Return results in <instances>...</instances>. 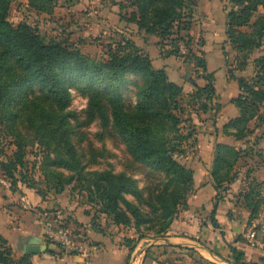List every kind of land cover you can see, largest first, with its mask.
<instances>
[{"label": "trees", "instance_id": "obj_1", "mask_svg": "<svg viewBox=\"0 0 264 264\" xmlns=\"http://www.w3.org/2000/svg\"><path fill=\"white\" fill-rule=\"evenodd\" d=\"M13 1L15 0H0V105L7 100L10 87L13 86L11 81L4 78L2 72L5 67L15 65L24 73L20 79L24 85L30 82L40 86L52 103L59 107L55 112H51L46 106L39 114L42 107L39 104L35 109L37 115L26 113L30 122L33 120L35 123L40 117V121L33 126L34 136L46 153L44 180L49 185L47 190L62 194L65 187L70 184H73L74 188L80 187L81 190H85L87 202L84 203L95 210L93 222L100 214L106 215L115 225L133 226L136 229H140L141 225L148 221L146 213L127 198L128 194L140 196L141 191L136 180L125 173L87 172L82 154L75 149L67 136V119L62 111L68 104L66 75L78 74V79H86L91 82V86H97L90 98L89 106L105 120L107 111L102 104V96L107 93L117 129L133 158L152 169L164 170L170 174L172 182L185 199L187 192L192 190L195 172L174 157L176 152L186 155L187 150L183 143L193 137L192 133H181L179 129L182 109L179 108L178 98L184 92L183 86L170 80L167 68H156L151 56L129 37L122 36L118 43L109 46L108 59L97 62L84 55L75 44L57 38L48 39L37 27L27 22L14 25L8 20L10 4ZM165 1L167 3H164V6L157 7L155 0H136L134 2L138 7V13L133 11L129 15L123 13L126 5L121 4V20L129 21L138 29H144L150 34L167 37L175 23L182 21L176 7L182 2L189 6L194 3L188 4L189 0ZM229 1L233 7L226 15V34L233 48L240 53L237 66L242 71L249 65L255 50L261 49L264 52V0ZM55 3L56 0H28L29 8L37 12L52 13ZM6 59L10 60L9 65ZM191 59L195 61L197 68L205 73V76H202L205 84L201 86L194 83L196 90L189 92L188 96H191V99H198L200 109L206 112L217 97L215 74L208 70L204 57L191 53ZM254 67L255 75L251 79L237 78L241 94L233 102L240 108L241 114L224 126L227 134H233L238 139L252 132L249 122L259 115L260 107L264 103V55L254 60ZM128 73H136L144 78L135 107L136 115L147 121L144 126L132 124L126 119L121 97L114 85L110 86L108 91L100 89L104 83L119 82ZM12 80L16 85L20 82L16 75L12 76ZM155 126L167 127L173 135L154 137ZM232 129H235V132H232ZM12 142L16 148L11 158L6 162L0 161L2 170L9 172L11 176H14L15 171L19 172L21 182L30 188H36L38 194L45 197L43 190L36 184L26 181L24 177L28 170L25 159L28 141L16 135ZM241 156L242 151L229 144H216L210 171L217 190L210 214L215 228L220 227L216 219L219 202L224 197L223 193L227 191L228 185L235 179V165ZM263 187L264 182H252L239 194L244 206L250 210L249 219L260 211L262 203L260 193ZM87 213L91 214L89 210ZM60 224L67 228L65 223ZM221 235L224 237L223 231ZM226 245L232 252L234 263L264 264V256H260L258 260L247 259L244 249L230 243ZM254 249L260 253L264 252V248L261 247ZM0 264H30L27 255L19 259L12 257V248L1 233Z\"/></svg>", "mask_w": 264, "mask_h": 264}, {"label": "rangeland", "instance_id": "obj_2", "mask_svg": "<svg viewBox=\"0 0 264 264\" xmlns=\"http://www.w3.org/2000/svg\"><path fill=\"white\" fill-rule=\"evenodd\" d=\"M134 1L136 0H56L53 12L49 13L37 12L29 8L28 0H15L10 4L8 20L14 25L27 22L37 27L40 33L48 39L57 38L73 43L89 59L97 62L108 59L109 46L118 43L122 36L133 39L137 44L142 43L145 48L153 49L154 53H159L152 58L156 68H161L158 55L164 59L170 57L169 61L173 64L165 67L170 80L184 88V92L178 98L179 108L182 109L181 113L177 110L182 116L179 129L181 133H192L193 135L183 145L187 153L195 151L197 145L195 135L205 131L210 133L213 130V116L216 114L210 112L199 115L198 99H191V96H188L189 92L196 90L194 83L199 85L205 83L202 79L205 73L197 68L195 61L191 59V53L205 57V53H213L217 49V47L214 50L211 49V41L217 35L223 34L224 17L233 5L229 0H189L188 4L194 3L191 6L182 2L176 7L178 13L181 14L182 21L175 23L167 37H161L150 34L144 29H138L135 24L129 21L121 20V4L126 5L123 13L128 15L133 11L138 13V7ZM164 3L167 2L155 0L157 7L164 6ZM190 9H192L191 12ZM223 44L225 42H216V45ZM223 49L225 53H235L232 47L225 45ZM6 62L9 65L10 60L6 59ZM2 73L5 79L12 82L13 86L10 87L7 100L0 105V161L6 162L13 156L16 147L12 141L16 135L25 138L29 144L25 156L28 170L24 177L26 181L36 184L39 189L43 190L45 197L52 199L57 194L53 190H47L49 185L44 180V156L46 153L34 136L33 124L38 123L40 117L35 123L33 120L30 122L26 113L37 115L35 109L39 104L42 106L39 109V114L44 111L46 106L51 109V112H55L59 107L52 103L40 86L30 82L24 85L20 80L24 73L18 66L5 67ZM13 75H16L20 80L17 82L18 85L14 84ZM77 75H66L68 104L62 111L67 119L66 128L69 140L82 154L87 172L125 173L136 180L141 194L140 196L128 194L127 198L138 205L148 216V221L142 224L140 229H136L133 226L115 225L106 215H97V220L94 223L103 235L108 236L112 247L114 246L117 251L116 253L124 249V254L122 252L120 256H116L115 263L212 264L208 261V252L204 251V255H206L204 256L199 251L204 250L203 247L208 248L206 245L208 241L204 239V235H201L200 232L188 233V230L182 229L183 224H180L182 214L184 215L182 219L189 223L192 221V218L185 217V212L192 205L190 199L196 191L195 183L184 199L182 193L172 182L170 174L164 170L152 169L135 160L119 134L107 93L102 96V104L107 111V120H105L89 106L90 98L97 86H91V82L86 79H78ZM143 82L144 78L141 75L128 73L119 82L104 83L100 88L108 91L110 86L114 85L121 97L126 119L130 123L140 126L147 124V121L135 113L137 94ZM55 135L58 136L57 133ZM172 135L167 127H154L153 136L156 138L159 136L171 137ZM187 153L186 155L177 152L174 154V157L186 167H188L185 163ZM3 170L0 166V174L8 181V184L0 187V202H8L3 204L7 213L12 210L11 207H18V212L22 214L30 212L24 219L26 222L30 219L31 213L36 212L32 210L35 207L34 204L28 202L30 201L28 193L30 192L33 196L34 193H38L37 189L30 188L21 182L19 172L15 171L14 176H11L5 170V174H3ZM62 194L67 195L71 200L75 198L79 204L87 202L86 191L81 190L80 187L74 188L73 184L67 185ZM37 208L35 207V209ZM202 210H205V207L193 211V214L197 216L200 212V216H202ZM89 211L95 213L92 208ZM201 223H204L203 219ZM72 234L84 248L82 241L73 232ZM173 236L191 238L195 240L194 246L200 247V249L175 245L171 243L174 241L171 238ZM52 245L59 253H65L59 245L55 243ZM105 245L107 244L104 243Z\"/></svg>", "mask_w": 264, "mask_h": 264}, {"label": "crops", "instance_id": "obj_3", "mask_svg": "<svg viewBox=\"0 0 264 264\" xmlns=\"http://www.w3.org/2000/svg\"><path fill=\"white\" fill-rule=\"evenodd\" d=\"M226 22L227 16L224 17L223 34L217 35L211 41V49L214 50L215 47L217 49L213 53H205L204 57L208 70L215 74L217 97L208 111L200 109L199 115L210 112L216 115L213 116V130L210 133L205 131L198 135L194 134L197 137L195 151H188L185 158L187 166L195 172L196 191L190 199L192 202L190 209L185 212L186 218H192L191 223L182 219L183 214L180 218V224H183L182 229L188 230V233L200 232L201 235L203 234L204 239L208 241L206 244L208 248L203 247L204 250H199L200 247L194 246L195 240L191 238L171 237L174 239L171 243L175 245L194 247L203 255L204 251L208 252L207 258L212 264H236L233 262L232 252L226 243L244 249L247 259L258 260L260 256H264V252L260 253L254 249L257 246L250 245L240 236L248 224L250 210L244 206L239 196L250 183L264 182V103L260 107L259 115L249 122L252 132L247 136L238 139L233 134H227L224 131V126L241 114L240 108L233 102L241 94L237 78L251 79L255 75L254 60L258 56L264 55V52L261 49L255 50L246 69L239 70L237 64L240 53L233 48L227 37ZM216 42H225V44L216 45ZM138 45L150 54L151 58L159 54L154 53L151 48H145L142 43H138ZM225 45L232 47L235 53H225L223 49ZM158 58L161 61V68L173 64L169 61L170 57L164 59L158 55ZM191 82L194 81L191 80ZM203 85L201 84V86ZM232 132H235V129H232ZM218 143H226L241 150L242 156L235 165V179L228 185L227 191L223 193L224 197L219 202L216 219L220 227L215 228L211 222L210 214L217 190L214 187L210 171L215 157V147ZM28 194L30 200L28 202H32L38 208L33 207L32 210L36 212L31 213L30 219L26 222L24 219L30 212L22 214L18 212V207H11L12 210L7 213L3 204L8 202H0V233L8 240L14 259L27 255L30 264H116V256H120L122 252L124 254V249L116 253L117 251L114 246L112 247L108 236L103 235L94 224L92 220L94 213L91 212L90 215L87 213L90 206L86 203L79 204L74 197L71 200L65 194H57L52 199L42 197L38 193H34L33 196L30 192ZM202 207H205V210H202V216H200V212L195 216L193 211L201 210ZM41 216L52 217L60 223H65L67 228L82 241L84 248L77 254L59 253L55 246L46 239L45 228L40 220ZM202 219L204 223H201ZM221 231L224 232V237L221 235ZM36 239L40 241L41 247H46V250L29 253L26 247ZM104 243L107 245L104 246ZM49 250L53 252H49ZM110 256L111 259H109Z\"/></svg>", "mask_w": 264, "mask_h": 264}, {"label": "built area", "instance_id": "obj_4", "mask_svg": "<svg viewBox=\"0 0 264 264\" xmlns=\"http://www.w3.org/2000/svg\"><path fill=\"white\" fill-rule=\"evenodd\" d=\"M8 181L0 174V187ZM261 208L257 215L249 219L241 236L252 246L264 248V187L260 193ZM27 206V205H26ZM40 220L45 228L46 239L59 245L66 254L80 252L83 247L73 236L72 232L48 216H41Z\"/></svg>", "mask_w": 264, "mask_h": 264}, {"label": "water", "instance_id": "obj_5", "mask_svg": "<svg viewBox=\"0 0 264 264\" xmlns=\"http://www.w3.org/2000/svg\"><path fill=\"white\" fill-rule=\"evenodd\" d=\"M27 251L29 252V253H37V252H40V251H45L46 250V247H41L40 246V241L39 240H33L32 242H31V244L30 245H27Z\"/></svg>", "mask_w": 264, "mask_h": 264}]
</instances>
